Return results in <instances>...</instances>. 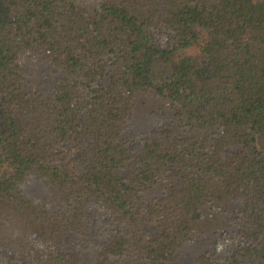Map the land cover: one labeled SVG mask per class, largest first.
<instances>
[{
  "label": "trees",
  "instance_id": "trees-1",
  "mask_svg": "<svg viewBox=\"0 0 264 264\" xmlns=\"http://www.w3.org/2000/svg\"><path fill=\"white\" fill-rule=\"evenodd\" d=\"M0 264H264V0H0Z\"/></svg>",
  "mask_w": 264,
  "mask_h": 264
},
{
  "label": "rangeland",
  "instance_id": "rangeland-1",
  "mask_svg": "<svg viewBox=\"0 0 264 264\" xmlns=\"http://www.w3.org/2000/svg\"><path fill=\"white\" fill-rule=\"evenodd\" d=\"M186 53L194 54L195 51L187 50ZM22 63V62H21ZM23 64V63H22ZM28 65L36 72L34 75L37 77L34 81H39L44 76L50 75L48 68L43 67L39 61H28ZM24 66V65H23ZM135 109V126L141 129H147L155 123H161L162 119H169L170 113L172 112L169 104L164 99H159L154 97V93L151 91L148 95H143L141 101L136 103ZM172 114V113H171ZM128 170V167L123 168L118 172L119 175L124 176ZM36 192V196L39 197V200L47 208H61L66 204L63 193L52 185L49 181L39 182L37 185L32 187ZM215 207H210L208 210H204L202 213V219L198 221L195 225L196 231H201L204 233L203 237L207 238L210 231H215L210 228L211 223H215L214 218ZM222 233V228L217 230V235ZM193 244L191 245V251L195 246L201 242L197 236L193 239ZM228 241L219 240L213 244V247L217 250L226 248ZM196 250V249H195ZM185 262L191 263L192 257L191 254L185 255Z\"/></svg>",
  "mask_w": 264,
  "mask_h": 264
}]
</instances>
